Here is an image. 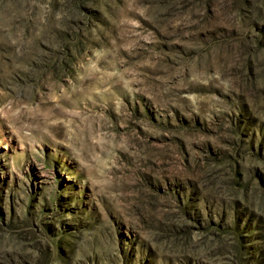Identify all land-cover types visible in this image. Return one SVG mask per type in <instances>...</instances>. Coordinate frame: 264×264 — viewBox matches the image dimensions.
<instances>
[{"label": "rangeland", "instance_id": "374dc122", "mask_svg": "<svg viewBox=\"0 0 264 264\" xmlns=\"http://www.w3.org/2000/svg\"><path fill=\"white\" fill-rule=\"evenodd\" d=\"M0 264H264V0H0Z\"/></svg>", "mask_w": 264, "mask_h": 264}]
</instances>
